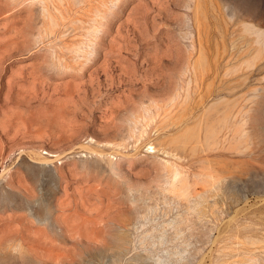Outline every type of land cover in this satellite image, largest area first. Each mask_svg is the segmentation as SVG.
<instances>
[{
	"label": "rangeland",
	"instance_id": "rangeland-1",
	"mask_svg": "<svg viewBox=\"0 0 264 264\" xmlns=\"http://www.w3.org/2000/svg\"><path fill=\"white\" fill-rule=\"evenodd\" d=\"M0 264H264V0H0Z\"/></svg>",
	"mask_w": 264,
	"mask_h": 264
},
{
	"label": "bare ground",
	"instance_id": "bare-ground-1",
	"mask_svg": "<svg viewBox=\"0 0 264 264\" xmlns=\"http://www.w3.org/2000/svg\"><path fill=\"white\" fill-rule=\"evenodd\" d=\"M123 240V239H122Z\"/></svg>",
	"mask_w": 264,
	"mask_h": 264
}]
</instances>
